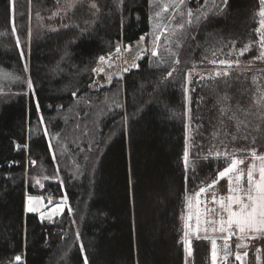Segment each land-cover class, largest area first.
I'll use <instances>...</instances> for the list:
<instances>
[{
  "label": "trees",
  "instance_id": "trees-1",
  "mask_svg": "<svg viewBox=\"0 0 264 264\" xmlns=\"http://www.w3.org/2000/svg\"><path fill=\"white\" fill-rule=\"evenodd\" d=\"M29 2L30 13H47L58 0ZM27 3L15 0L12 12V0H0V70L16 75L24 69L12 23L26 31ZM95 3L94 15L78 1L32 33V90L0 93V264H208L205 238L193 239L191 255L181 240L184 196L225 167L216 150L264 153L259 0H219L188 22L169 63L143 53L98 88L90 84L98 57L147 34L152 5ZM235 57L241 63L228 75L199 77L211 61ZM174 110H185L186 122ZM26 170L45 175L42 188ZM47 191L65 194L60 215L24 211L25 192Z\"/></svg>",
  "mask_w": 264,
  "mask_h": 264
},
{
  "label": "rangeland",
  "instance_id": "rangeland-1",
  "mask_svg": "<svg viewBox=\"0 0 264 264\" xmlns=\"http://www.w3.org/2000/svg\"><path fill=\"white\" fill-rule=\"evenodd\" d=\"M78 1H85L91 10V14L94 15L98 12L95 0H58L56 8H53L47 13L34 12L30 13V2L27 3V21L26 31L23 34H18L17 27L12 23V31L15 35V40L18 44L21 56V62L24 72L16 75L12 71L0 70V93L5 92L7 87L23 86L25 91H31L28 86V53H29V39L32 33L45 27L47 19L56 17L61 11L67 10L72 7ZM219 0H201L195 5L189 4L188 0H150L152 5V13L149 19L150 30L147 34H142L134 44H128L119 42L113 51H110L104 55L98 57L97 63L93 68L92 80L90 82L93 88H98L100 85H106L115 78H121L126 72L125 69H130L136 66L138 59L143 53H148L151 57V62L154 65H163L169 63L173 59V55L176 51L177 41L180 34L184 31L189 21L203 15ZM156 2V3H155ZM15 0H12V12L14 11ZM95 5V7H93ZM264 9V5H261L259 0V8L257 10L258 24L256 26L257 33V48L258 57L260 60H264L261 56V52H264V27H262V21L264 16L260 15L261 10ZM191 12V15H189ZM13 14V13H12ZM15 29V30H14ZM259 29V31H257ZM141 37H144L141 40ZM138 43H143L142 48L136 54L135 57L130 56L132 46ZM119 48V51L117 49ZM250 48L249 45L243 46L239 50H231L229 54L242 53L245 49ZM156 52L157 55H153ZM23 53V55H21ZM228 55V56H230ZM100 57H104L105 60L101 61ZM220 61H225L221 64ZM209 67H204L200 70L201 78L217 77L221 73L231 69L232 66L240 65L241 61L235 58L219 59L217 62H212ZM102 69V71H101ZM97 70V71H94ZM264 92L261 93L260 98H263ZM61 104H57L60 107ZM174 116L177 118H183L186 122L185 110H174ZM56 133L47 137L50 141L53 137L55 140ZM52 142V141H51ZM189 140H186L185 145L188 150L187 164L189 161ZM253 149L246 151H230L224 152V150L215 151V154L225 156L227 155V164L223 169L229 167L233 160L240 161L242 164H238L236 170L229 175L220 178L217 175L208 182L199 185L195 190L187 192L184 196L183 208L181 212V240L186 247V240L193 241L194 238H205L209 245V261L208 264H227L228 261H232L233 264H264V233H256L246 231L240 233L233 226L228 228L227 220L229 218L230 211H238L239 203L236 198L239 197L244 203H248L247 193L252 188L253 194H255V184L262 183L260 179V171L264 168V153H256V156L252 155ZM185 158V151H184ZM251 170L253 176V184L250 186L248 182V172ZM44 174L33 171L29 173L26 170V179L32 180V183L39 189L43 186ZM241 178L237 180V177ZM231 180L232 191H229ZM213 181L215 183L213 184ZM209 185H212L209 187ZM201 188H205L204 192H200ZM229 197L233 199L230 200ZM31 198V200H30ZM31 206L34 212L40 219L51 220L60 215L63 210L68 207L65 194L53 196L35 192H25L24 197V211ZM223 229V230H221ZM188 233L185 236V233ZM230 237L229 239H225ZM256 237V238H253ZM213 241H215V262L213 261ZM227 245V246H226ZM237 245H241L237 247ZM191 248V245H190ZM247 253V255H245ZM239 255L240 259H237Z\"/></svg>",
  "mask_w": 264,
  "mask_h": 264
},
{
  "label": "snow or ice",
  "instance_id": "snow-or-ice-1",
  "mask_svg": "<svg viewBox=\"0 0 264 264\" xmlns=\"http://www.w3.org/2000/svg\"><path fill=\"white\" fill-rule=\"evenodd\" d=\"M228 0H224V3L227 4ZM181 3H183V0H181ZM261 5H264V0H260ZM93 7H95V5H93ZM189 15H191V12H189ZM261 16H264V9L261 10L260 12ZM190 23V21H189ZM262 27H264V21H262ZM15 30V29H14ZM257 31H259V29H257ZM144 37H141V40H143ZM247 50V49H245ZM117 51H119V48L117 49ZM21 55H23V53H21ZM153 55H157L156 52H153ZM261 56L264 57V52H261ZM258 59L260 57H257ZM101 61H104L105 58L104 57H100ZM221 64L225 63V61H220ZM97 71V70H94ZM102 71V69H101ZM124 71H128V69H125ZM219 75V73L217 74ZM224 75H228L227 72L224 73ZM169 76H171V73H169ZM28 86L31 89L32 87V82L29 80L28 82ZM74 96L76 95L75 93L73 94ZM38 110H39V106H38ZM41 123H43V118H41ZM45 136L48 135L47 130L45 129ZM51 147V145H50ZM217 155L219 156V153H217ZM253 156H256L255 151L253 150L252 152ZM260 159H264V157H259ZM188 159V150H187V146L185 148V161L187 162ZM34 163V162H33ZM243 161H237V160H233L232 164L225 168L223 171H220L218 173V176L220 178L225 177L226 175H229L230 173H232L234 170H236L237 165L238 164H242ZM241 177L238 176L237 180H239ZM260 179L262 183L259 184H255V194H253L252 192V188L250 187L248 193H247V200L248 203H244L243 200L239 197L236 198L237 203H239L240 207L238 211H230L229 212V218L227 220V225L228 228L231 229L233 226H235V229L240 232V233H245L246 231H251V232H256V233H264V168L261 169L260 171ZM248 182L249 185L251 186L253 184V176H252V172L251 170H249L248 172ZM215 183V181H213V184ZM230 183V188L229 191H232L231 188V180L229 181ZM212 185H209V187H211ZM206 189L205 188H201L200 192H204ZM230 200H232V197H229ZM31 200V198H30ZM34 209L29 206L26 208V211L31 212ZM223 230V229H221ZM188 233H185V236H187ZM230 237H226L225 239H229ZM256 238V237H253ZM186 253L187 255H191V241H187L186 240ZM227 246V245H226ZM241 245H237V247H240ZM83 251V249H82ZM213 261L215 262V241H213ZM245 255H247V253H245ZM16 261H20L21 257L17 256L15 257ZM237 259H240L239 255H237ZM85 264H88V260L85 257Z\"/></svg>",
  "mask_w": 264,
  "mask_h": 264
},
{
  "label": "water",
  "instance_id": "water-1",
  "mask_svg": "<svg viewBox=\"0 0 264 264\" xmlns=\"http://www.w3.org/2000/svg\"><path fill=\"white\" fill-rule=\"evenodd\" d=\"M142 46H143V43H138V44L133 45V46H132V49H131V51H130V56H131V57H135L136 54H137V53L140 51V49L142 48ZM227 264H233V262H232V261H228Z\"/></svg>",
  "mask_w": 264,
  "mask_h": 264
},
{
  "label": "built area",
  "instance_id": "built-area-1",
  "mask_svg": "<svg viewBox=\"0 0 264 264\" xmlns=\"http://www.w3.org/2000/svg\"><path fill=\"white\" fill-rule=\"evenodd\" d=\"M129 54H130V53H129ZM48 195H51V192L47 191V193H46L45 197L47 198V197H48Z\"/></svg>",
  "mask_w": 264,
  "mask_h": 264
}]
</instances>
